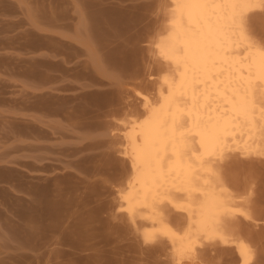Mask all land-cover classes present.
<instances>
[{
    "label": "rangeland",
    "instance_id": "obj_1",
    "mask_svg": "<svg viewBox=\"0 0 264 264\" xmlns=\"http://www.w3.org/2000/svg\"><path fill=\"white\" fill-rule=\"evenodd\" d=\"M56 5L88 20L94 54L108 50L112 79L106 92L58 110L72 125L14 122L50 114L52 101L25 93L10 76L47 67L34 60L46 47L33 30L54 16L44 8ZM172 6L171 0H0V264L172 263L165 242H144L140 231L151 227L139 217L140 224L131 223L119 204L132 175L124 154L131 124L144 118L146 99L155 102L164 74H171L155 47L168 34ZM59 16L69 28L70 11ZM247 20L249 34L264 45V4ZM70 55L82 58L80 51ZM251 159L224 163L230 190L241 196L236 206L250 216L238 214L232 240L248 248V264H264V158ZM195 249V260L184 264H242L234 245Z\"/></svg>",
    "mask_w": 264,
    "mask_h": 264
},
{
    "label": "bare ground",
    "instance_id": "obj_2",
    "mask_svg": "<svg viewBox=\"0 0 264 264\" xmlns=\"http://www.w3.org/2000/svg\"><path fill=\"white\" fill-rule=\"evenodd\" d=\"M262 1L171 0L155 47L171 74L125 136L132 175L119 192L130 222L151 227L134 225L144 242H165L171 264L195 260L204 244L234 245L242 264L250 260L232 240L238 214L250 216L236 206L224 163L264 158V45L246 28Z\"/></svg>",
    "mask_w": 264,
    "mask_h": 264
},
{
    "label": "crops",
    "instance_id": "obj_3",
    "mask_svg": "<svg viewBox=\"0 0 264 264\" xmlns=\"http://www.w3.org/2000/svg\"><path fill=\"white\" fill-rule=\"evenodd\" d=\"M67 11L72 14L69 28L65 19L59 16ZM44 13L54 16L50 17L49 21L43 20L42 28L34 29L33 34L42 40L46 48L33 55L36 62L47 67L12 71L10 78L19 84L20 90L43 95L45 99L52 101L53 105L49 107L50 114L47 118L38 116L11 120L21 124L47 127L72 125L68 114L58 115V110L74 109L83 104L89 95L108 90V83L112 79L111 68L105 60L108 50L98 52L100 54L98 58L95 56L96 45L88 28L89 22L86 18H81L80 11L74 7L56 5L44 8ZM31 33L29 29L28 36ZM75 51H80L82 58L76 59L70 55ZM64 102L70 104L63 105Z\"/></svg>",
    "mask_w": 264,
    "mask_h": 264
}]
</instances>
